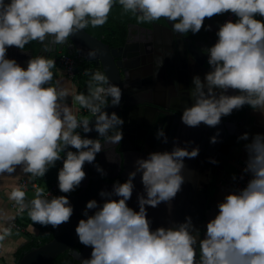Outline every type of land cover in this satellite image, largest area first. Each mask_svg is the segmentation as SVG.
I'll use <instances>...</instances> for the list:
<instances>
[{"label":"clouds","instance_id":"clouds-1","mask_svg":"<svg viewBox=\"0 0 264 264\" xmlns=\"http://www.w3.org/2000/svg\"><path fill=\"white\" fill-rule=\"evenodd\" d=\"M117 3L139 22H171L172 32L183 38L212 31L205 21L215 16H234L218 25L216 43L201 50L210 70L203 77L193 76L188 89L193 104L182 112L181 123L192 129H217L223 118L245 106L264 115V19H257L264 18V0H0V177L13 176L19 169L31 178H44L62 162L58 189L64 195L35 185L31 200L20 186L9 193L16 215L26 212L34 225L59 230L70 223L74 206L69 195L87 179L85 165L104 178L108 173L96 162L97 156L104 153L108 163L119 162L105 148L123 141L125 120L106 109L121 106L123 90L96 71L85 85L88 94L71 96L70 106L69 91L53 85L55 60L32 56L25 68L8 57L9 49L25 53L34 41L46 51L65 45L89 25H105ZM88 57L96 59V50ZM77 102L93 119L78 116L72 107ZM165 128L156 130L155 139L167 145ZM93 132L98 138H89ZM220 136L217 131L210 143H219ZM237 142H244L247 158L232 180H246L245 186L232 189L217 204L218 213L207 222L202 238L197 240L201 230L191 216L155 229L149 217V209L161 204L172 214L173 202L186 184L185 161L201 152L199 145L193 147L195 141L185 140L181 146L175 137L170 151L136 159L125 182L117 180L110 191L102 189L99 202H87L82 213L86 219L78 222L75 232L79 243L92 251L81 264H264V134L244 132ZM209 162L219 164L211 158ZM137 177L143 186L140 192ZM134 193L136 208L129 206ZM11 235V227L0 230V244ZM37 242V247L43 245Z\"/></svg>","mask_w":264,"mask_h":264},{"label":"water","instance_id":"water-1","mask_svg":"<svg viewBox=\"0 0 264 264\" xmlns=\"http://www.w3.org/2000/svg\"><path fill=\"white\" fill-rule=\"evenodd\" d=\"M135 31V33H132ZM213 33L208 35L209 40L214 39ZM31 48L29 50H21L16 48L9 49L8 57L16 59L25 68L27 67L28 57H31L34 49L37 48L38 56H45L51 58V56L57 54L58 52L66 51L68 55H76L79 59L87 64V73L85 76L84 84L88 85L90 80V75L96 71L103 72L109 79V81L116 86H119L123 90L122 104L119 107L113 108L109 106L106 111L111 114L115 111L116 113L120 110L129 109L133 103H129L128 97L132 93L134 97L136 96V90L139 92L146 93L154 100L162 95L161 92L155 90L158 87V81L149 82L151 76L164 71V68L171 69L169 71L170 77L173 81L178 77L179 84L175 82V86L169 84L170 88L167 89L168 96L167 100L164 99L163 104L157 102H149L147 107L156 109L160 111L165 117H167L166 125L171 127V135L179 137L181 141V146H183V141L193 140L196 145H199L201 152L195 159V182L190 184L191 169L193 160H187V176L186 184L183 186V191L178 194L179 198L176 203L178 209H173L171 215L168 214L167 206L165 205V210L162 215L163 222L156 217V214L151 212L149 209V217L154 221L152 227L156 222L161 221V226L169 227L170 224L175 222L184 221L186 216H191L194 222L202 221V217L205 213L206 207V195L194 196L197 187V179L202 178L201 168H202V156L205 151L207 154L216 157L218 155V149L224 143L225 139L229 137L232 130H234V122L230 121L231 116L223 118L221 125L217 129L209 128L201 125L199 128L192 129L184 126L181 123V115L186 107H190L193 103H187L192 100L188 95V89L193 87L192 78L188 75V72L194 71V75H201L202 77L206 72H208L209 66L207 64L208 57L204 55L202 51L195 47V43L191 42L190 39L183 38L172 32L171 22L165 20V25L157 22H153L150 27L142 26L141 24H129L127 30L126 41L122 46L113 47L105 44L101 40L93 37L84 30L80 31L77 35L68 38V42L65 45H54L50 50H44V46L38 42H32ZM91 50H96V59H90L88 57V52ZM201 52L202 60H200ZM195 64L194 68H190L192 64ZM148 72L149 74H145ZM174 73H176L174 75ZM186 74L187 80L183 81V76ZM157 76V75H156ZM157 78V77H156ZM155 79V78H154ZM132 80H136L143 88H127L132 85ZM157 84V85H156ZM182 84V85H180ZM156 85V88L155 86ZM151 86V89L146 88ZM183 86H187L186 89L182 91ZM146 89V90H145ZM164 91V90H161ZM184 95L180 92H184ZM237 94V93H230ZM176 96V97H175ZM162 99V98H161ZM186 101L185 103H180L181 101ZM110 103V99H109ZM142 109H140L141 114ZM145 111V109H144ZM93 117L90 118V120ZM217 131L221 132L219 137L220 142L216 144L210 143V138L216 134ZM89 138H98L95 132L88 134ZM103 144L104 142L101 141ZM123 142H121V146ZM111 146V145H110ZM119 145V149L115 151L114 149H109L107 152L110 156H115L119 161L117 164H110L107 162L105 154L101 153L97 156L96 162L99 163L107 172L116 169L121 172L117 174L121 179L126 181L129 172L134 170L135 161L127 160V157L123 154V148ZM109 147V146H108ZM110 148V147H109ZM146 157V156H143ZM130 164V165H129ZM87 173V179L82 183L79 191L76 194L70 195L69 199L74 206V215L71 218L70 223L63 225L59 230L53 229V239L39 247H35L32 250L24 253L22 257L17 261V264H46L60 254L68 252L71 258L81 264V260L90 257L91 248L84 247L80 251V256L75 254L74 246L77 244L78 237L76 235L75 229L78 222L81 219H86L83 217L82 213L86 207L88 201L93 200L97 197V201H100L99 192L102 189L107 188L109 191L112 188V184L106 183L102 180L99 173L96 172L95 168L91 165H85L84 169ZM109 177V175H107ZM136 191L140 192L143 190V186L140 182V178L137 177L136 181ZM136 194L134 193L133 199H136ZM133 203V208L137 207L136 202ZM130 202V203H131ZM153 210V209H152ZM155 227H160V224L155 225Z\"/></svg>","mask_w":264,"mask_h":264},{"label":"crops","instance_id":"crops-1","mask_svg":"<svg viewBox=\"0 0 264 264\" xmlns=\"http://www.w3.org/2000/svg\"><path fill=\"white\" fill-rule=\"evenodd\" d=\"M222 16H215L211 20H206L205 23L212 25V31H204L202 30L197 35L188 34V38L190 41L195 43V47L198 48L200 51L202 49L208 48L211 46L213 40H209L208 35L210 33H213L215 38V33L217 31L220 19ZM257 19H264L261 17H257ZM131 24V23H130ZM139 24V23H138ZM161 24L165 25V20L161 22ZM128 30V26H127ZM132 33H135V31H132ZM31 43L29 45H26L24 50H29L31 48ZM38 50L37 48L34 49V52L32 56L37 57ZM200 55V60H202V53L198 52ZM62 55H67L66 51L58 52L57 54L51 56V59L55 60L56 67L52 70L54 72V80L53 85L54 86H60L66 88L70 96L67 98L68 104L71 106L72 104V97L75 95L83 94V91L85 89L84 86L81 84V78L83 76H86V73L79 70L78 74L74 77L73 80H70L67 75L65 74L64 70L57 64V59L60 58ZM205 55V54H204ZM31 56V57H32ZM58 56V57H57ZM207 56V55H205ZM31 57H28L30 59ZM195 64L193 63L190 68H194ZM174 70V69H173ZM168 68H164V71H161L158 74H154V77L151 76V79L153 78V81L157 83L158 81V87L155 90L162 93L161 98L168 99V91L167 89L170 88L169 84L174 85V82L178 85V77L173 81L170 77L169 71H173ZM145 74H149L148 72H145ZM176 73H174L175 75ZM188 75L190 77L194 76V71L188 72ZM201 76V75H200ZM157 77V78H156ZM202 77V76H201ZM155 78V79H154ZM75 79H77L78 85L75 83ZM85 80V78H84ZM187 80L186 74L183 76V81ZM59 81V85L56 84V82ZM182 85V84H180ZM187 86H183L182 91L186 89ZM164 90V91H161ZM81 91V93H80ZM184 95V92H180ZM176 97V96H175ZM185 97V95H184ZM185 103L186 101L179 100L180 103ZM181 103V104H182ZM187 103H193V100L188 101ZM74 110H78L77 114L78 116L81 115L80 110L82 108L80 107L79 103L77 102L75 105H72ZM241 115L238 118H234L231 115L230 121L234 122L235 128L232 130L231 134L228 138L225 139L224 143L220 146L218 149V155L216 157H212L215 160L219 161L218 165H214L210 163L211 169L213 172V180L212 185L206 190V210L202 217V223L200 225V234L197 236V240L203 237L205 226L207 222L215 217V215L218 213L217 204L223 200V197L228 194L232 189V176L237 175L238 173L242 172V167L244 165V162L247 158L246 153L243 149V143L244 142H237V138L242 135L244 132H248L251 134L261 133L264 134V115L260 114L259 112L254 111L249 106H245L243 109H241ZM237 114V113H236ZM83 116V115H82ZM231 142L232 145L229 147V149L226 150V152H223L222 149L224 145H226L228 142ZM58 163V162H57ZM23 179H41V178H31L28 175H25L23 173H20V170H17V173L13 174V176L10 177H0V230L4 229L5 227L9 226L12 223H17L18 225H21L23 227V231H16L12 230V235L8 237L2 244H0V264H17L16 260V253L17 251L30 243V241L36 240L40 241L42 240L44 236V232L41 230L42 226L39 224H33L30 218L25 215H16L14 211H12L9 208V205L13 202L10 201L8 196L9 193L12 191L13 186H20L21 180ZM43 179L40 181L44 182ZM38 181V182H40ZM46 182H44L45 184ZM42 187L43 184H41ZM33 193L28 192L27 195H31ZM203 195V194H201ZM50 227V226H49ZM41 238V240H40ZM38 244V242H37ZM197 251L199 249L197 248Z\"/></svg>","mask_w":264,"mask_h":264},{"label":"flooded vegetation","instance_id":"flooded-vegetation-1","mask_svg":"<svg viewBox=\"0 0 264 264\" xmlns=\"http://www.w3.org/2000/svg\"><path fill=\"white\" fill-rule=\"evenodd\" d=\"M155 22L161 23V21H155ZM138 23L139 25L141 24L142 26L150 27L153 22L149 24V23H142L136 20L134 23H131V24H138ZM149 82H154V81L150 80ZM137 87L143 88L136 80H132V85H129L127 88L133 90L134 88H137ZM146 89L147 90L151 89V86H148ZM135 92L137 93L136 94L137 98L134 97L132 93L130 94V96H127L129 103H133L132 106L129 107V109L120 110L117 112V114L125 120V125L123 126V133H124V139L122 141L123 145L121 146V143H120L114 146L109 145L110 148L108 146L105 148L106 152H108L109 149L110 151L111 149H114L115 151H117L120 145L121 146L120 148H123V151H124L123 154L127 157L128 162L134 161L143 156H147L149 152L165 151V150L170 151L172 148L171 140L172 138H175V136H172L170 133L171 127L169 125H166L167 117H165L160 111L147 107V104H149V102H157L159 104H163L165 101L161 99V96L158 98V100H154L153 97L151 98L150 96L146 94L148 93V91H146L145 95H144V92H139V90H136ZM140 109H142L141 114L139 112ZM164 125H166L165 131L167 135L169 136V141H170L169 144L167 145H164L163 143L158 142L155 139L156 130L159 127L164 126ZM212 157L214 156L207 154V151H205L202 156V161H201L202 168L200 171L202 178H198L196 181V183L197 182L198 183L196 187V192L193 197L201 195V194L206 195L205 193L206 190H208V188L212 185L213 172L212 170H210L212 167L210 166L211 164L209 162L210 158L214 159ZM195 160L197 162V158ZM185 163L187 165V160L185 161ZM191 166H192V169H191L190 184L192 185V182H195L194 178H196L194 176L195 170H196L194 160ZM187 172H188L187 169H185V172H184L185 177L187 176ZM107 173L109 177L102 178L104 182L113 185L115 181L119 180L121 183H123L124 180L121 179L119 175H117V174H121V172L119 173L117 168ZM178 198L179 196L173 202L174 210L178 209V205H176ZM95 199L97 200V197ZM133 201L136 202V199H133ZM129 206L133 207V203L132 202L129 203ZM164 208H165L164 204H161L159 208L157 209L152 210L150 208L151 212L156 214V217L160 219L162 222H163L162 215L164 214L163 212L166 211ZM205 210H206V207H205ZM161 221L159 222L158 220V222L154 224L153 229L156 228L155 225L160 224L161 226ZM194 223L196 224L197 227H200L202 221L194 222ZM84 247L85 246L81 245L78 241L77 244L74 246L73 250H78L80 252ZM67 254L70 258L68 260L69 264H79L78 262L74 261L71 258L68 252Z\"/></svg>","mask_w":264,"mask_h":264},{"label":"trees","instance_id":"trees-1","mask_svg":"<svg viewBox=\"0 0 264 264\" xmlns=\"http://www.w3.org/2000/svg\"><path fill=\"white\" fill-rule=\"evenodd\" d=\"M136 20H137L136 16H134L131 13H124L122 7L117 3L116 6L112 9V12L110 13L108 17V21L105 25H103L102 27H97V28H93L91 27V25H89V27L85 28V31L109 46H113V47L122 46L126 41L128 24L134 23ZM163 20L165 19L162 18L159 21L163 22ZM79 70L83 71L84 73L87 72V65L82 60L76 69L77 74ZM84 78L85 76H83L80 81L83 86H84ZM241 112H242L241 110L234 111L232 116L234 118H238L241 115ZM231 145L232 143L229 141L226 145H224L222 151L226 152V150L229 149ZM56 173H57V165L55 168H52L47 173V175L44 177L43 181L46 182L45 184L44 182L40 181L43 178L39 180L37 179V180L40 181L39 182L40 184H43V186L46 187L52 181H54ZM78 191L79 189L71 193L70 195L75 194ZM59 195H64V194L59 192ZM41 230L44 232V236L41 240V244H45L53 239V229L51 228V226L42 227ZM37 246L38 244L36 240L30 241V243H28L27 245H25L24 247L20 248L17 251L16 260H19L24 253L32 250L34 247H37ZM69 259L70 258L67 252H64L60 254L58 257H56L54 260L46 264H69L68 262Z\"/></svg>","mask_w":264,"mask_h":264},{"label":"built area","instance_id":"built-area-1","mask_svg":"<svg viewBox=\"0 0 264 264\" xmlns=\"http://www.w3.org/2000/svg\"><path fill=\"white\" fill-rule=\"evenodd\" d=\"M229 19L235 20L236 18L234 16H232L231 14H225V15H223L221 17L219 25L223 24L225 21H227ZM217 31H218V28H217ZM217 39H218L217 36H215L211 46L216 43ZM79 63H80V60L78 58L67 56V55H62L60 58L57 59V64L64 70L65 74L67 75V77L70 80H73L74 77L76 76V74H77L76 69L79 66ZM83 94H85V95L88 94V87H85V89L83 91ZM80 113H81V115L79 117H81V118H83V117H87V118L92 117L91 114L86 109L82 108V110H80ZM77 131H82V130L78 129ZM244 166L245 165H243V167ZM61 167H62V162L58 161V163H57V173H56L54 181H52L48 186L43 187L46 192L49 191L52 195H56V196L59 195L58 171H59V169ZM240 174H241V172L238 173L236 176H239ZM21 181L22 182L20 183V187H22V190H25L26 193H28V192L33 193V194L29 195V196L27 195V199L28 200H31L32 198H34L35 187H42V185L38 182L37 179H31V180L23 179ZM245 183H246V180L245 181H241V182H236V183H234L233 180H232L231 185H232L233 189L237 188V187L242 188V187L245 186ZM34 185H35V187H34ZM9 208L12 211H14L16 214H18L17 213V208H16L14 202H12L9 205ZM24 214H26V212ZM7 227H11L12 230H16V231H20V232L23 231V229L20 226H18L16 223H12V224H10Z\"/></svg>","mask_w":264,"mask_h":264},{"label":"rangeland","instance_id":"rangeland-1","mask_svg":"<svg viewBox=\"0 0 264 264\" xmlns=\"http://www.w3.org/2000/svg\"><path fill=\"white\" fill-rule=\"evenodd\" d=\"M74 81H75V83L78 85L77 79H75ZM40 240H41V238H40Z\"/></svg>","mask_w":264,"mask_h":264}]
</instances>
